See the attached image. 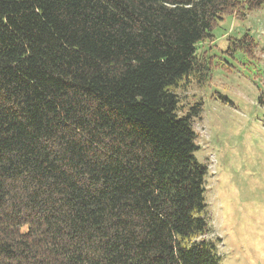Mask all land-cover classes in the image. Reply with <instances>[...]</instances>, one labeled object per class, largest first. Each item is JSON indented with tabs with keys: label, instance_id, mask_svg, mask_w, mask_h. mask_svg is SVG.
<instances>
[{
	"label": "trees",
	"instance_id": "trees-1",
	"mask_svg": "<svg viewBox=\"0 0 264 264\" xmlns=\"http://www.w3.org/2000/svg\"><path fill=\"white\" fill-rule=\"evenodd\" d=\"M263 7L0 0V264H222L188 90L221 65L199 52L219 23Z\"/></svg>",
	"mask_w": 264,
	"mask_h": 264
},
{
	"label": "rangeland",
	"instance_id": "rangeland-1",
	"mask_svg": "<svg viewBox=\"0 0 264 264\" xmlns=\"http://www.w3.org/2000/svg\"><path fill=\"white\" fill-rule=\"evenodd\" d=\"M247 32L259 44V62L225 53L229 37ZM213 34L214 42L199 52L221 65L188 90L192 101L204 102L196 123V158L208 166L202 216L209 234L203 239L215 244L222 264H264V108L258 103L264 92V7L246 21L226 17Z\"/></svg>",
	"mask_w": 264,
	"mask_h": 264
}]
</instances>
